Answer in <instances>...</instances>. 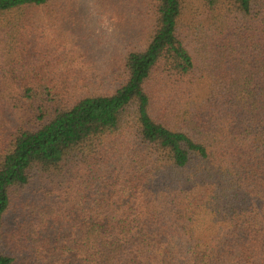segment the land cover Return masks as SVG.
<instances>
[{"label":"trees","instance_id":"trees-1","mask_svg":"<svg viewBox=\"0 0 264 264\" xmlns=\"http://www.w3.org/2000/svg\"><path fill=\"white\" fill-rule=\"evenodd\" d=\"M0 264H264V0H0Z\"/></svg>","mask_w":264,"mask_h":264}]
</instances>
